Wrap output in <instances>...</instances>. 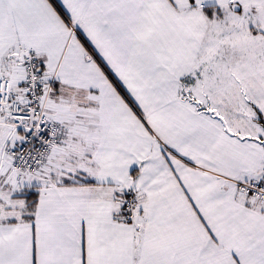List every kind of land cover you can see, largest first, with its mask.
<instances>
[{"label": "snow or ice", "instance_id": "obj_1", "mask_svg": "<svg viewBox=\"0 0 264 264\" xmlns=\"http://www.w3.org/2000/svg\"><path fill=\"white\" fill-rule=\"evenodd\" d=\"M0 264H264V0H0Z\"/></svg>", "mask_w": 264, "mask_h": 264}]
</instances>
